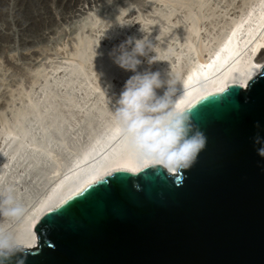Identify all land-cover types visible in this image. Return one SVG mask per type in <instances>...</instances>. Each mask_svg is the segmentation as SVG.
<instances>
[{"label":"water","instance_id":"95a60500","mask_svg":"<svg viewBox=\"0 0 264 264\" xmlns=\"http://www.w3.org/2000/svg\"><path fill=\"white\" fill-rule=\"evenodd\" d=\"M185 111L206 137L190 168L144 166L84 184L36 227L38 246L8 264H264V158L253 142L264 144V66L246 87Z\"/></svg>","mask_w":264,"mask_h":264},{"label":"rangeland","instance_id":"374dc122","mask_svg":"<svg viewBox=\"0 0 264 264\" xmlns=\"http://www.w3.org/2000/svg\"><path fill=\"white\" fill-rule=\"evenodd\" d=\"M193 1L0 0V149L1 152L3 150L0 153V168L4 170L0 177L6 176L0 180V191L11 187L18 203L25 210L23 216L15 221L0 217V226L5 224L4 228L9 229L19 224L55 182L68 172L75 153L104 136V119L114 120L112 112L117 107L116 101L125 82L134 75L115 62L118 49L125 41L147 37L155 46L146 56L139 57L141 63L138 66L143 71L154 72L158 66L168 69L172 64L181 66L182 73L188 67L184 44L187 29L191 25L188 14L197 12L199 16L197 32L189 39L191 38L196 48V53L191 57L202 62L207 57V49L212 45L213 37L221 32L228 18L239 12L241 5L239 0H209L198 12ZM104 50L106 55L101 53ZM72 65L82 69L83 76L80 80L84 79L85 82L82 81L87 84L80 85L77 82L71 87L76 95V102L73 103L75 106H71L69 110L65 106L59 108L61 113L64 112L62 116L65 119L61 116L56 118L55 121H59L53 123L50 129L53 137L57 136L56 140L64 139L65 148L57 151L55 146L48 144L60 154L55 152L58 157L52 163L54 166L50 165V168L39 175L38 171L24 166L27 165V160L23 159L26 154L15 157L8 153L4 144L2 145V138L5 137V132L9 133L12 132L11 129L20 127L22 116L30 111V106L26 105L30 103V99L36 101L40 96L41 99L36 104L41 105L39 108L44 104L42 93H47V81L44 77L36 79L35 75L46 73L51 83L55 78L65 75ZM104 66L110 70H106ZM103 69L108 71V78L103 74ZM67 89L59 83L52 90L62 93ZM92 103L103 107L100 116V110L96 106L91 108ZM23 107L24 111L16 118L15 114ZM45 121V126L48 127L51 121ZM25 126H32L33 131L29 128V132H33L30 135L33 134L36 138L41 136L42 128L35 121H26ZM97 131L99 137L96 136ZM25 138L24 142L28 137ZM25 172L28 174H24ZM10 174L15 178L11 177L12 180H9Z\"/></svg>","mask_w":264,"mask_h":264},{"label":"bare ground","instance_id":"6f19581e","mask_svg":"<svg viewBox=\"0 0 264 264\" xmlns=\"http://www.w3.org/2000/svg\"><path fill=\"white\" fill-rule=\"evenodd\" d=\"M206 1L209 0H194L193 4L196 7L195 9H199V12L201 8H204L203 5H206ZM239 1L241 2V5H239V12L235 13L234 16L228 18V20L224 22L222 29H219L221 32L213 37L214 41L207 49V57H205L202 62L197 59L194 60L191 57L193 53H196V48L189 37L197 32L196 23L199 16L197 12H190L187 17L190 20L191 25L187 29V36L184 43L186 44L188 54H186L187 57L185 60L188 66L187 70L181 73V66L179 65L176 66L171 64V67L168 69L157 65L158 67L154 72L160 73L162 81H167L171 76L179 81L175 85L177 96L176 103L182 106L184 110H186L200 97L208 93L220 92L221 89H224L228 85L238 84L242 87H246L249 81L262 70L264 66V0ZM164 48L166 47L164 46ZM101 53L106 55L105 50ZM104 68L106 67L104 66ZM108 68L109 67H107L106 70ZM137 70L141 74L145 72L142 70L141 66H138ZM103 71L105 70L103 69ZM103 74H105L107 78L109 77L108 71L103 72ZM35 76L36 79H38L37 77H44L47 81L45 84L47 87V93H42V97H44V104L41 107L42 109L39 108L41 105L36 104V102L39 101L40 96L36 99V101L35 99H30V103L26 104L27 106H30V111L28 114L25 113V116H22L23 118L20 121L22 124L20 127L18 126L16 130H14V128L11 129L12 132L4 133L5 137L2 138V145L6 143L7 139L13 138L16 141V147L12 146L10 154L12 153L11 155L15 157H23V154L28 153V155L23 158L25 160L28 159L27 165L24 166L29 168L31 166L29 158L35 159L41 164H38L39 166L33 168V170L38 171V174L42 175L40 173L50 168V165L54 166V161L56 162L55 157H58L56 154H60V152L58 153L57 151H62V149L65 148V144L63 145L64 139L56 140L55 138L57 136L55 138L53 137V133L50 128L53 123L59 121V119L58 121H55L56 118L61 116L63 120L65 119L64 116H62L64 112L62 111L63 113H61L62 106L67 107L69 110L70 107L74 105V96L76 95H74V91L71 90V87L77 82H79L80 85H86L87 83H84V79H82L84 82L80 80L83 76L82 69L80 67H74L73 65L70 66L65 75L61 77L59 76L55 79L53 78L54 80H52L51 83L48 81L49 75L46 73H38ZM59 83L68 89L62 93H59V91H53L52 89ZM166 87L167 85L158 89L157 95H163ZM49 89L51 90L49 91ZM7 102H9V100ZM95 104L96 103L90 104L91 108L92 106L95 107ZM96 108L100 110V116L102 114L101 110L104 109L100 106H96ZM22 111H24V107L23 109L19 108L15 117L18 118ZM46 119H50L51 121H49L50 125H48V127L45 126L44 123ZM26 121H35L41 126L42 130L40 137L37 136V134V138L33 134V136L30 135V132L33 131L31 129L32 126H25ZM92 121H95V119ZM104 122L105 126L103 125V127L105 129L102 127V130H106L104 136L101 139H95V142L92 141V144L90 143L85 148H82L78 153H75L76 155H74V158L72 159V164L69 165L68 172H65L64 175L55 182L50 190L46 192V194L37 202V204H35V206H33V208L19 224L13 228H9V230L14 232L17 237L23 241L22 247L35 248L38 246L36 227L39 226L44 217L54 211L68 195L80 189L84 184L99 180L117 170H125L131 173H136L139 169L144 167L137 165L135 160L131 157L128 147L126 148V146L123 145L125 141L117 130L114 120L105 121L104 119ZM29 128L32 131L29 132ZM18 134L22 135V137L20 138ZM28 135H30V137ZM98 135L97 131L96 136ZM100 136H102L101 133ZM25 137H28V139L24 142L23 140ZM50 137H52L53 140L52 138L50 139ZM48 144L55 146L57 151H55V148H50V145ZM26 148H30V150H32L33 153L36 152V154L26 152ZM2 152L0 149V153ZM55 152L57 153L55 154ZM38 153L43 154L44 159L49 158L50 161L48 162L43 160L41 157L37 156ZM43 162L45 163L44 165ZM169 172L177 173V170ZM3 173V168H0V175ZM24 174L28 173L25 172ZM5 177L4 175L1 176L0 180L5 179ZM11 177L13 178L14 175L10 174L9 178H7L12 180L10 179ZM5 226L6 225L4 224L0 227Z\"/></svg>","mask_w":264,"mask_h":264},{"label":"clouds","instance_id":"9594fccd","mask_svg":"<svg viewBox=\"0 0 264 264\" xmlns=\"http://www.w3.org/2000/svg\"><path fill=\"white\" fill-rule=\"evenodd\" d=\"M130 47V50H128ZM155 46L144 37L129 39L118 49L115 62L134 73L124 85L112 112L115 126L126 142L138 166H154L168 171L190 168L206 144V137L194 129L190 116L176 103V83L172 76L162 81L158 72H137L141 60ZM163 95L157 90L165 87ZM259 128V122L254 124ZM254 144H261L257 155L264 158V144L259 135ZM14 190L0 191V217L18 220L24 214ZM23 241L9 229L0 227V264H8L22 250Z\"/></svg>","mask_w":264,"mask_h":264},{"label":"snow or ice","instance_id":"6c2138e0","mask_svg":"<svg viewBox=\"0 0 264 264\" xmlns=\"http://www.w3.org/2000/svg\"><path fill=\"white\" fill-rule=\"evenodd\" d=\"M221 91H223V89H221ZM202 100H204L205 98H201ZM117 171H119V170H117Z\"/></svg>","mask_w":264,"mask_h":264}]
</instances>
